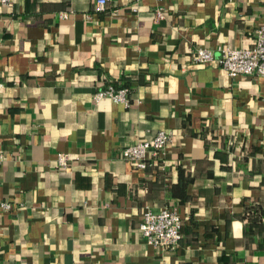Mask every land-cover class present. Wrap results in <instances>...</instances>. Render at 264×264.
<instances>
[{
	"label": "crops",
	"instance_id": "1",
	"mask_svg": "<svg viewBox=\"0 0 264 264\" xmlns=\"http://www.w3.org/2000/svg\"><path fill=\"white\" fill-rule=\"evenodd\" d=\"M94 1L0 0V264H264V75L218 61L264 0ZM109 82L128 105L93 98ZM160 129L156 162L121 156ZM146 205L177 206L176 248L141 235Z\"/></svg>",
	"mask_w": 264,
	"mask_h": 264
},
{
	"label": "built area",
	"instance_id": "2",
	"mask_svg": "<svg viewBox=\"0 0 264 264\" xmlns=\"http://www.w3.org/2000/svg\"><path fill=\"white\" fill-rule=\"evenodd\" d=\"M106 1L95 0L94 10H103ZM133 9L136 10L135 7ZM67 15L68 11L66 10L59 13L60 17H66ZM156 16L162 17L163 11L157 9ZM191 60L194 62L213 61L214 55L210 48L198 47L192 53ZM218 61L230 76H235L239 73L264 75V21L257 27L254 41L250 46H223ZM181 69L184 70L185 66L183 65ZM103 97L128 105L130 102L129 88L109 82L106 86L97 89L93 94L95 100ZM171 140L172 133L168 130L160 129L150 139H140L122 148L121 156L133 166L144 168L153 161L156 162V158L164 154L165 148ZM3 157V154L0 153V161ZM69 161L70 158L65 152H57L56 162L58 165L66 166ZM0 206L10 209L12 203L9 200L0 199ZM181 225L182 220L177 206L165 205L159 209H153L146 205L142 210L138 229L148 243L161 248L174 249L179 245ZM81 264L98 263L87 261Z\"/></svg>",
	"mask_w": 264,
	"mask_h": 264
},
{
	"label": "trees",
	"instance_id": "3",
	"mask_svg": "<svg viewBox=\"0 0 264 264\" xmlns=\"http://www.w3.org/2000/svg\"><path fill=\"white\" fill-rule=\"evenodd\" d=\"M259 209H257L256 207L254 208L253 206H247L245 211H244V214H243V217H250L252 214L254 215H257V214H260V212L258 211Z\"/></svg>",
	"mask_w": 264,
	"mask_h": 264
}]
</instances>
